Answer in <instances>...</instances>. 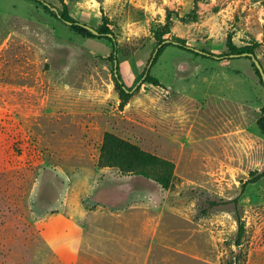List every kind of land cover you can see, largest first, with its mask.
<instances>
[{"label":"rangeland","instance_id":"1","mask_svg":"<svg viewBox=\"0 0 264 264\" xmlns=\"http://www.w3.org/2000/svg\"><path fill=\"white\" fill-rule=\"evenodd\" d=\"M117 40L75 32L32 0H0V264H264V0H46ZM106 131L175 162L172 185L101 167ZM245 222L235 241L234 203ZM68 210V213H65ZM95 211L115 212L96 223ZM126 212V213H124ZM123 214L147 219L125 227ZM101 215V214H100ZM144 218V219H143ZM85 220L86 229L81 222ZM102 227L105 230L97 229Z\"/></svg>","mask_w":264,"mask_h":264},{"label":"trees","instance_id":"2","mask_svg":"<svg viewBox=\"0 0 264 264\" xmlns=\"http://www.w3.org/2000/svg\"><path fill=\"white\" fill-rule=\"evenodd\" d=\"M40 5H42L47 11L53 12L60 20L66 22L71 26V28L79 33L84 35H95L85 23L74 18L68 8L65 5L64 10H54V6L47 2L46 0H32ZM101 37L109 39L113 43V52L112 60L114 64V74L116 79V84L122 92L123 101L121 106L128 100V98L135 92L137 87H128L126 82L123 79V76L120 71V63L116 56L117 53V40L113 31L108 27L106 23L98 29ZM228 48L229 51L226 53H216L211 50L198 49L194 46H190L183 41L170 40L159 38V45L153 51L147 67L145 68L142 76H145L144 81L152 82L159 84V81L150 75V69L153 64L157 61L158 57L162 54L164 49L169 45H175L181 49L191 51L197 55H201L206 58L223 60V59H232L236 56L242 57L244 53H247V58L252 59L251 55H255L254 48L252 46L238 47L232 41L231 36L228 38ZM254 66L256 67L257 72L261 76V73L253 61ZM262 77V76H261ZM258 125L262 131H264V111L263 114L258 119ZM99 165L101 167H116L124 173H137L143 176L149 177L157 181L163 188L168 189L173 182L174 173H175V162L169 158L160 156L151 151H148L142 148L140 145L126 139L114 132L106 131L103 136V143L101 146V152L99 156ZM264 177V171L253 174L243 183V190L248 186V184L255 183ZM234 203L236 208V214L238 218V234L236 238V245L239 246L242 244V239L245 233V222L241 216L239 210V197H235L230 200H209V207L201 210L202 214H206L208 209H212L219 205Z\"/></svg>","mask_w":264,"mask_h":264},{"label":"crops","instance_id":"3","mask_svg":"<svg viewBox=\"0 0 264 264\" xmlns=\"http://www.w3.org/2000/svg\"><path fill=\"white\" fill-rule=\"evenodd\" d=\"M64 211H65V213H68V210H65L64 209ZM124 213H126V212H124ZM95 215H94V217H92V219H91V221L94 223H96L99 219H101L102 217H105V218H107V219H109V220H117L119 217H116V216H120V215H117L115 212H110V215L109 214H104V213H101V212H97V211H95V213H94ZM101 214V215H100ZM102 216V217H101ZM120 218H122V222H123V224L125 225V227H129L128 225L129 224H131L130 222H134L135 221V219L136 220H138L139 222H141V227H142V229L143 228H146L147 226H149L150 225V222H149V220H147V219H144V220H139V219H137L136 217L134 218V217H129L128 215H125V214H123V216L122 217H120ZM81 225H82V229H86V227H85V220L84 221H82L81 222ZM97 229H101V230H105V229H103L102 227H97Z\"/></svg>","mask_w":264,"mask_h":264},{"label":"water","instance_id":"4","mask_svg":"<svg viewBox=\"0 0 264 264\" xmlns=\"http://www.w3.org/2000/svg\"><path fill=\"white\" fill-rule=\"evenodd\" d=\"M55 10H56V8H55ZM86 26H87V27H88V28H89L94 34H98V33H99V31H98L97 29H95L94 27H91V26H89V25H87V24H86ZM244 55L246 56L247 53H244ZM251 57H252L253 61L255 62L256 66L258 67V69H259V71H260V73H261V75H262L263 81H264V68H263L261 62L258 60V58L256 57V55H251Z\"/></svg>","mask_w":264,"mask_h":264}]
</instances>
